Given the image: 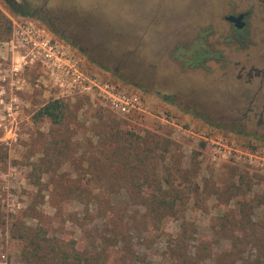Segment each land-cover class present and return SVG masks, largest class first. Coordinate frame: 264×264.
<instances>
[{
    "label": "rangeland",
    "instance_id": "1",
    "mask_svg": "<svg viewBox=\"0 0 264 264\" xmlns=\"http://www.w3.org/2000/svg\"><path fill=\"white\" fill-rule=\"evenodd\" d=\"M0 12V264H27L11 236L16 219L44 227L50 236L75 239L83 248L94 236L121 231L130 252L151 264H165L162 258L185 220L194 228L189 248L210 245L201 264H226L235 257V264H250L255 240H264V130L252 121L221 122V108L210 106L212 92L203 88L209 81L224 90L226 108L231 94L246 105L250 97L228 84L231 71L222 82L217 64L210 63L205 77L204 70L184 65L198 47L190 45L197 30L219 25L214 0H0ZM29 22L62 41L97 84L136 95L142 108L117 113L96 86L64 94L69 89L58 74L40 62L23 64L19 26ZM225 55L239 60L233 51ZM197 60L195 55L191 62ZM53 99L68 105L64 123L35 121L34 113ZM243 108L229 116L240 117ZM126 131H151L171 141L165 164L184 192L183 216L166 217L159 227L145 224L125 185L105 183L103 175L118 168L88 164L111 149V132ZM256 132L260 139L252 136ZM78 190L86 195L77 199ZM238 221L253 229L235 227ZM245 235L253 240L238 245L240 255L228 253L229 247L237 251L231 237L244 241ZM125 241L109 245L110 259L123 252Z\"/></svg>",
    "mask_w": 264,
    "mask_h": 264
},
{
    "label": "trees",
    "instance_id": "2",
    "mask_svg": "<svg viewBox=\"0 0 264 264\" xmlns=\"http://www.w3.org/2000/svg\"><path fill=\"white\" fill-rule=\"evenodd\" d=\"M0 16L4 17L1 12ZM9 32L10 27L4 32V37ZM162 99L171 101L168 95H163ZM67 115L68 105L61 99H53L42 105L34 113L33 118L35 121L46 118L52 124L60 125L64 123ZM110 121L115 127L114 118ZM109 140L113 144L111 149L107 150L103 147L106 150L102 158L93 159L88 163L91 165L100 163L105 168L112 166L118 168L117 174L103 175L105 183L125 185L123 188L129 203L142 209L141 217L145 224L159 227L166 217H176L179 213L183 216L180 205L183 202L184 192L174 185L173 175L165 164L171 141L160 138L159 134L151 131H146L143 135L133 131L111 132ZM104 142L101 144L105 145ZM85 195V191L78 190L74 197L80 199ZM243 216H247L248 221L250 220L244 212ZM233 225L244 230L253 229L251 225H246L242 221ZM192 227L185 220L180 223V230L169 248L168 255L162 258L165 264H201L205 255L209 256L210 245L207 243L189 248V242L193 239ZM11 236L21 244L20 256L27 264H111V261L115 264H151L145 260V257L130 252L129 240L125 241L126 236L121 231H114L111 235L94 236L88 247L83 248L75 239L50 236L44 227L28 226L24 221L16 219L11 227ZM250 237L245 235L244 241H240L236 236L231 237L233 245L237 246V251L234 253L229 247L227 252L231 255H236L238 252L237 256L240 255L241 250L238 245L251 243L253 239ZM119 240L125 241L122 246L123 252L110 259L107 252L109 245ZM255 242L258 246L250 264H264V240L257 239ZM235 258L226 264H235L237 257Z\"/></svg>",
    "mask_w": 264,
    "mask_h": 264
},
{
    "label": "flooded vegetation",
    "instance_id": "3",
    "mask_svg": "<svg viewBox=\"0 0 264 264\" xmlns=\"http://www.w3.org/2000/svg\"><path fill=\"white\" fill-rule=\"evenodd\" d=\"M214 3L218 11L219 25L215 28L211 25L212 23L206 24L197 30L190 45L198 44V47L189 59H185L184 65L190 69L204 70L205 77L210 75V69H208L210 63L217 64L222 69V82H226L224 80L227 78V72L231 71L233 79L228 84L232 90L236 87L238 91H241L240 93L245 94V97H250L246 105L242 104L241 96L231 94L232 97L229 98L233 100L232 105L227 106L229 109L226 108L222 104L224 90L216 85L217 82L213 84L209 81L203 88L212 92L209 98L213 102L210 106L218 107V110L221 108V122H226L228 118L235 123L252 121L256 128H259L258 130L263 131L264 0H214ZM227 50L233 51L239 60L231 62L226 59L225 51ZM195 55L199 56V60L192 63L191 60ZM258 100H263V103L256 104ZM242 108L240 117L229 116V113L240 112ZM257 108L260 110L259 118L253 114L256 113ZM257 132L253 136L260 138Z\"/></svg>",
    "mask_w": 264,
    "mask_h": 264
},
{
    "label": "built area",
    "instance_id": "4",
    "mask_svg": "<svg viewBox=\"0 0 264 264\" xmlns=\"http://www.w3.org/2000/svg\"><path fill=\"white\" fill-rule=\"evenodd\" d=\"M24 37V51L21 54L23 64L40 62L51 74H58L66 82L69 91L64 94H78L98 87L99 95L117 113L127 114L140 110L142 104L136 95L118 92L108 83L97 84L93 76L80 70L76 56L60 40L55 39L44 28L31 22L19 26ZM19 70L18 66L13 69Z\"/></svg>",
    "mask_w": 264,
    "mask_h": 264
}]
</instances>
